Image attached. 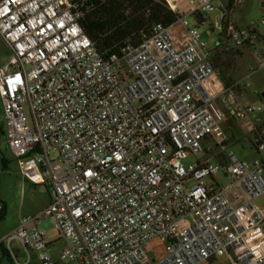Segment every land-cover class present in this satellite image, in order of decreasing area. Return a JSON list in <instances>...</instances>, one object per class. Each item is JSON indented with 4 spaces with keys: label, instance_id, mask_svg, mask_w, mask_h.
<instances>
[{
    "label": "built area",
    "instance_id": "built-area-1",
    "mask_svg": "<svg viewBox=\"0 0 264 264\" xmlns=\"http://www.w3.org/2000/svg\"><path fill=\"white\" fill-rule=\"evenodd\" d=\"M165 2L178 21L155 25L119 58L97 50L77 0H0L10 51L0 68L7 146L23 180L46 185L50 197L0 241V260L58 264L63 241L62 264H264V213L254 204L264 195V158L226 154L230 114L208 87L224 83L187 19L203 25L216 3L227 10L239 0ZM220 30L233 58L252 44L264 68L253 47L264 37L230 24ZM234 89H226L233 116L256 134L262 156L264 129L254 119L262 108L239 103ZM190 156L197 162L186 167ZM49 219L54 241L39 229Z\"/></svg>",
    "mask_w": 264,
    "mask_h": 264
},
{
    "label": "rangeland",
    "instance_id": "rangeland-1",
    "mask_svg": "<svg viewBox=\"0 0 264 264\" xmlns=\"http://www.w3.org/2000/svg\"><path fill=\"white\" fill-rule=\"evenodd\" d=\"M216 11L205 14V22L199 25L196 17H188V21L197 26L201 32L204 41L208 44V52L211 53L215 67L220 71L221 77L231 79L235 83H246L248 87L238 96V101L244 106H256L262 108L258 111L254 119L260 120L259 128L264 129V68L261 67V59H259L252 48H246L239 51L237 55L232 54L227 49V45L221 41V25L227 27L232 25L241 31H255L264 37V7L263 0H239V3L233 9L229 7L228 14L224 13L219 3H216ZM230 12V13H229ZM211 31L209 34L208 32ZM257 50L264 52V42L255 40L253 46ZM241 54V55H240ZM10 60V51L0 35V68H3ZM212 90L216 91V82L212 84ZM223 108L229 103L220 98ZM226 134L225 147L226 154H235L240 160L250 163L261 161V156L253 147L251 142L250 129L244 121L228 120L224 124ZM5 122L3 119V109L0 100V197L5 199L7 205L6 217L0 222V239L9 233L17 223H19V215L22 216L36 215L34 210L41 206L44 202V192L46 186H40L37 191L28 193L22 189V175L18 165V161L11 154L5 136ZM221 149H219L220 151ZM218 151V152H219ZM57 152H52V159H56ZM197 162L195 156H190L184 161L186 167ZM215 163V161H211ZM221 186L229 184V179L222 173L217 177ZM27 183V181H25ZM29 185V183H28ZM254 204L264 213V195L255 199ZM38 214V213H37ZM53 220H43L39 223V229L46 233L51 241L58 238L59 234ZM65 246V242L60 241L56 245V249L60 251ZM22 259L23 257L20 256ZM226 259L220 258L215 264H226ZM0 264H13L7 257H2ZM32 264H39L36 257Z\"/></svg>",
    "mask_w": 264,
    "mask_h": 264
},
{
    "label": "trees",
    "instance_id": "trees-1",
    "mask_svg": "<svg viewBox=\"0 0 264 264\" xmlns=\"http://www.w3.org/2000/svg\"><path fill=\"white\" fill-rule=\"evenodd\" d=\"M77 4L84 14L81 26L106 57L121 58L129 45H139L155 25L168 27L178 21L165 0H77ZM221 78L226 89H234L231 79ZM234 90L241 94L239 88ZM257 146L253 143L255 150ZM0 203L4 207L0 212L1 222L6 217L7 207L1 200Z\"/></svg>",
    "mask_w": 264,
    "mask_h": 264
},
{
    "label": "crops",
    "instance_id": "crops-1",
    "mask_svg": "<svg viewBox=\"0 0 264 264\" xmlns=\"http://www.w3.org/2000/svg\"><path fill=\"white\" fill-rule=\"evenodd\" d=\"M220 6H221V8H222V10L224 11V13H226V14H228V11H231V10H229V9H227V10H224L223 9V6H222V4H220ZM230 13V12H229ZM209 33V32H208ZM222 81V80H221ZM220 81V82H221ZM213 82H216V91H214V90H212V83ZM235 83V82H234ZM221 84H222V82H221ZM208 87H209V89L213 92V93H215V94H217L218 96H219V102H220V98H222V99H224V100H226L227 102L229 101V103L226 105V107L225 108H223L222 107V105H221V103H220V105H221V107L225 110V111H227L229 114H230V117L228 118V120H236L237 121V119L235 118V116H233V101H232V98H231V95H230V93L225 89V87L223 86V84H222V87L221 86H219V82H218V80L217 79H213L209 84H208ZM227 120V121H228ZM259 122H261L260 120H258ZM262 121H264V120H262ZM264 123V122H263ZM258 127H259V124H258ZM226 132H227V130H226ZM227 134V133H226ZM250 136H251V142L255 139V137H256V134L255 133H253L251 130H250ZM18 165H19V168H20V164L18 163ZM28 183H29V185H28ZM40 186H46V185H34V184H32V183H30V182H28L27 181V183L23 180L22 181V189L25 191V190H27L28 188H29V191H28V193L30 194V193H32L34 190L35 191H37L38 190V188L40 187ZM46 188V190H45V192H44V202L41 204V206H39L38 208H36L35 210H34V213L35 214H37V213H40L41 211H43L44 209H46L48 206H49V204H50V197H49V190H48V187L46 186L45 187ZM0 200L3 202H5V199L3 198V197H0ZM6 207H7V205H6ZM23 214H21L20 213V215H19V221H20V218H21V216H22ZM18 227H19V223H17L16 224V226L14 227V229H12L9 233H7V235H5L3 238H1L0 239V241L1 240H3L4 238H6L8 235H10V234H12L13 232H15L17 229H18ZM61 251V250H60ZM60 251H58L56 248L54 249V258L56 259V261H57V263L58 264H62L61 262H60Z\"/></svg>",
    "mask_w": 264,
    "mask_h": 264
},
{
    "label": "water",
    "instance_id": "water-1",
    "mask_svg": "<svg viewBox=\"0 0 264 264\" xmlns=\"http://www.w3.org/2000/svg\"><path fill=\"white\" fill-rule=\"evenodd\" d=\"M263 97H264V94H263Z\"/></svg>",
    "mask_w": 264,
    "mask_h": 264
}]
</instances>
